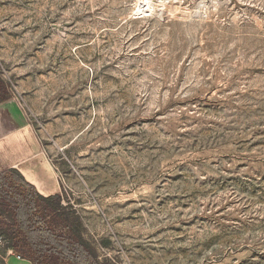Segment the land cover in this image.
<instances>
[{
	"label": "rangeland",
	"instance_id": "1",
	"mask_svg": "<svg viewBox=\"0 0 264 264\" xmlns=\"http://www.w3.org/2000/svg\"><path fill=\"white\" fill-rule=\"evenodd\" d=\"M0 78L100 264H264V0H0Z\"/></svg>",
	"mask_w": 264,
	"mask_h": 264
},
{
	"label": "trees",
	"instance_id": "2",
	"mask_svg": "<svg viewBox=\"0 0 264 264\" xmlns=\"http://www.w3.org/2000/svg\"><path fill=\"white\" fill-rule=\"evenodd\" d=\"M11 97L0 78V104ZM9 173L15 184L0 175V238L6 248L30 264H100L76 211L60 195L42 196L17 172Z\"/></svg>",
	"mask_w": 264,
	"mask_h": 264
},
{
	"label": "crops",
	"instance_id": "3",
	"mask_svg": "<svg viewBox=\"0 0 264 264\" xmlns=\"http://www.w3.org/2000/svg\"><path fill=\"white\" fill-rule=\"evenodd\" d=\"M10 171L17 172L42 196L61 195L45 150L14 97L0 104V175ZM9 264L30 263L13 256Z\"/></svg>",
	"mask_w": 264,
	"mask_h": 264
},
{
	"label": "bare ground",
	"instance_id": "4",
	"mask_svg": "<svg viewBox=\"0 0 264 264\" xmlns=\"http://www.w3.org/2000/svg\"><path fill=\"white\" fill-rule=\"evenodd\" d=\"M154 5V4H153ZM139 5H137V8H138ZM137 10V9H136Z\"/></svg>",
	"mask_w": 264,
	"mask_h": 264
},
{
	"label": "built area",
	"instance_id": "5",
	"mask_svg": "<svg viewBox=\"0 0 264 264\" xmlns=\"http://www.w3.org/2000/svg\"><path fill=\"white\" fill-rule=\"evenodd\" d=\"M0 243H1V240H0Z\"/></svg>",
	"mask_w": 264,
	"mask_h": 264
}]
</instances>
